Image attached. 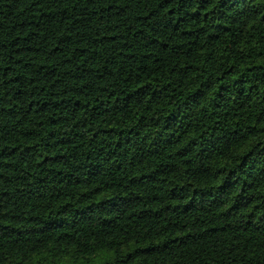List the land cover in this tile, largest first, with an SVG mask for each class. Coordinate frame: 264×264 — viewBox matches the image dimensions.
Wrapping results in <instances>:
<instances>
[{
  "label": "trees",
  "instance_id": "1",
  "mask_svg": "<svg viewBox=\"0 0 264 264\" xmlns=\"http://www.w3.org/2000/svg\"><path fill=\"white\" fill-rule=\"evenodd\" d=\"M0 0V264H264V7Z\"/></svg>",
  "mask_w": 264,
  "mask_h": 264
},
{
  "label": "snow or ice",
  "instance_id": "2",
  "mask_svg": "<svg viewBox=\"0 0 264 264\" xmlns=\"http://www.w3.org/2000/svg\"><path fill=\"white\" fill-rule=\"evenodd\" d=\"M261 7H264V0H257L256 11H259Z\"/></svg>",
  "mask_w": 264,
  "mask_h": 264
}]
</instances>
